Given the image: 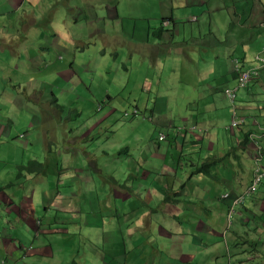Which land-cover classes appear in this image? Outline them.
I'll return each instance as SVG.
<instances>
[{
  "label": "crops",
  "instance_id": "0c3cea01",
  "mask_svg": "<svg viewBox=\"0 0 264 264\" xmlns=\"http://www.w3.org/2000/svg\"><path fill=\"white\" fill-rule=\"evenodd\" d=\"M122 1L126 12L139 8L134 17L120 16L117 5H101L105 16L98 18L127 30L126 39L118 37L116 30L108 33L102 28L100 41L104 47H126L128 56L138 59L139 65L154 67L152 75L147 74L140 83L151 93L142 104L149 110L150 120L153 111L159 114L154 120L157 137L162 134L161 140L168 145L153 152L155 147L131 149L118 142L117 159L132 157L129 163L133 165L122 166L123 174L119 170L117 178L98 180L102 194L89 191L75 207L64 205L66 200L77 199L70 196L71 190L56 194L50 208L61 204L57 215L44 214L35 199L39 191L28 194L22 183L26 176L22 172L15 176L12 157L17 154L0 151V264H264V191L245 196L228 216L230 199L240 195L252 179L258 149L264 165V67L244 88L242 104L237 105L243 109L244 122L238 128L225 129L228 121L210 114L217 109L224 86L234 82V57L246 67L258 65L257 55L264 57V0H151L152 14L141 8V0ZM90 3L92 0H0V49L6 54L18 51L14 55L18 59L17 42L30 38L34 48L23 56L37 63L35 66L47 65V60L61 67L69 60L74 63L67 51L56 49L54 41L45 43L47 29L52 30L51 37L61 38L60 45H80L71 42V24L66 26L67 33L60 34L51 20H45L46 15L70 8L91 11L85 6ZM140 15L146 20H138ZM163 18H169L168 23L163 24ZM13 20L18 32L5 38ZM90 21L87 17L84 26L92 25ZM26 23L36 24L37 31ZM163 35L164 50L160 42L152 40ZM238 50L242 53L237 54ZM4 65L10 74L11 66ZM65 82L70 84L69 75ZM6 84L19 85L20 81ZM99 105L94 102L92 108L98 111ZM109 114L83 123L79 136L86 138L98 127L104 128ZM11 122L8 112L0 113V141L12 142L15 137L11 136H19ZM40 122L25 119L30 129ZM152 138H145L144 143ZM85 148L75 145L62 152L50 150L49 156L58 158V165L45 158L42 169L51 166L60 171V177L74 167L78 176L73 181L87 177L88 183L93 170L72 166L75 158L86 153ZM156 156L160 157L157 163ZM201 166L207 171H199ZM225 193L229 195L223 198Z\"/></svg>",
  "mask_w": 264,
  "mask_h": 264
},
{
  "label": "rangeland",
  "instance_id": "374dc122",
  "mask_svg": "<svg viewBox=\"0 0 264 264\" xmlns=\"http://www.w3.org/2000/svg\"><path fill=\"white\" fill-rule=\"evenodd\" d=\"M141 1L144 3L141 8L148 9L150 14H152L151 0ZM119 2L121 6L120 4L118 5ZM101 5H117L118 13L124 17H129L130 15L134 17V13L139 10L138 8L137 11L132 12L130 10L126 12V3L122 0H114L112 3L108 0H92V3L85 4L86 7L91 8V11H84L83 8L81 10H72L70 8L61 10L59 13L49 12L46 15L45 20L53 21H50V24L52 27L57 26L58 29L56 31L60 34L67 33L66 26L71 24L70 32L73 36V41L71 42L80 43L78 46L74 44L60 45L57 42L61 38L57 36L51 37L52 30L47 31L45 29L47 37V39L45 38V43L54 41L53 45L56 49H60L63 52L67 51L69 57L75 60L74 63L69 60L65 67L53 64L49 60L46 61L47 65L41 63L35 66L37 63L33 64V60L25 59L24 53L28 55L30 50L34 48L31 45L30 38L17 42L19 53H21L18 59L14 56L18 51L6 54L3 49H0V113H3L4 110L9 113V118L13 124L12 127L17 128V135H19L11 136L12 138L15 137L12 142L10 140L7 142L0 141V151L17 154L12 157L14 172L16 171L15 176L21 172L23 173L22 175L26 176V182L23 180L22 183H25L28 194H35V192L39 191V197L36 196L35 199L40 203L44 214L48 211L47 213L57 215L56 211L61 204H56V206L50 208V203L53 201L55 203L56 194L71 190L73 195L70 194V196L77 199L70 202L66 200L64 205L66 207L69 205L75 207L79 198H85L89 191H93L95 196L102 194L98 189V180L108 181L112 178H117L119 177V170L121 175L123 174L122 166H132L133 163H129L130 159H133L132 157L129 159L124 157L117 159L119 150L116 149V144L118 142L124 143L121 144V147L128 146L131 149L137 147L142 150L155 147L156 149L153 152H157V148H166L168 145L165 140H161L164 137L161 136L162 134L157 137L154 120L159 118V114L153 111L152 119L150 120L149 110L145 109L142 104L145 99L149 98L151 93L141 88L140 83L147 74L149 76L152 75L154 67L145 68L139 65L138 59L134 61L128 56L129 53L126 47L111 45L104 47L100 41V37L104 35L103 32H100L102 28H105L108 33L116 30L117 36L123 39H126L128 32L125 29H120V27L117 29L116 24L112 20H106L103 23L99 19L105 16L104 9L99 8ZM200 15L205 16L204 13ZM87 17L90 18L93 24L84 26ZM144 18L145 16L143 15L138 16V20H146ZM26 26L33 32L37 31V26L34 23H26ZM16 27V23L13 20L12 30H9L11 33L6 34L4 37L7 38L12 33L17 34L18 31H15ZM153 38L152 40L161 43L159 46L164 50L166 46L165 36ZM177 38H180V36ZM241 53V50L237 51V54ZM34 55H37V51L34 52ZM235 59L234 57V67ZM237 59L238 63H240L239 58ZM4 64L11 66L10 74L6 72ZM68 75L69 85L65 82V77ZM231 78L234 82L227 84V87L224 86L225 88H233L237 85L236 74L232 75ZM18 79L20 81L19 85L10 86L6 84L7 82L18 81ZM250 83L236 89V106L242 104L241 99L246 94L243 92L244 88ZM168 94L169 92L165 95ZM220 94L226 96L223 91L219 93L217 109L213 114H210L221 118V121L226 123L230 120L231 107L228 104L227 97H222ZM108 96L109 99H107ZM138 99L140 102H136ZM150 99H153L152 96ZM94 102L95 104L97 102L100 103V110L96 111V108H92ZM242 111V108L238 109L237 107L238 115H241ZM105 113H110V117L106 120L104 128L102 126L98 127L94 133L86 138L79 136V128L83 123H89L94 117ZM35 118L41 120V122L33 129H30L25 124V119L30 122ZM25 129L28 134L22 135ZM150 136L153 138L147 144L144 143V139H148ZM75 145L80 147L83 145L87 146L85 148L87 150L86 153L82 157L78 156L75 158L76 162L72 166L83 165L86 169L93 170L90 173V182H85L87 177L81 179L78 183L74 182L72 177L78 176L74 172V167H70L65 173H61L60 177L58 176L60 171L53 170L51 166L48 169L45 168V170L41 169L39 172L31 167L29 171L28 167L34 159L44 162L46 158L49 164L58 165L55 162V160L58 162V158L52 160L49 156V151L52 150L53 153L62 152L65 147H74ZM160 150L162 151V149ZM89 154L91 156H87ZM159 158V156H156V163ZM45 165L46 162H44ZM98 168H100V171H98ZM6 171L7 169L3 171V176L6 175ZM132 174L134 178L135 173ZM126 177L127 174H125V179ZM35 183L38 184L37 187ZM263 187L262 183L258 184L257 191H264ZM63 195L69 196L68 193Z\"/></svg>",
  "mask_w": 264,
  "mask_h": 264
},
{
  "label": "built area",
  "instance_id": "2783aa9c",
  "mask_svg": "<svg viewBox=\"0 0 264 264\" xmlns=\"http://www.w3.org/2000/svg\"><path fill=\"white\" fill-rule=\"evenodd\" d=\"M235 72L237 73V85L233 88H226L225 89V93L231 103V118H230V124L229 127L232 129L234 126H237L239 123H241L243 121V118L241 116L238 115L237 111H236V107L234 104V100L236 97V89L238 87H244L246 86L248 83H250L253 78H255L259 72L256 69H245V70H239L238 69V61H235ZM163 137V135H161ZM262 160V156H261V152L258 149V155L255 157L254 159V164H253V176H252V180L251 183L249 184V186L246 188V190L241 193L240 195H237L235 198L232 199L231 201V205L229 207V211H228V216H230L234 209L233 206L235 204H238L240 202H242L245 198L246 195H250L252 193L255 192L257 185L264 179V165L262 163H260V161ZM223 198L227 197L228 194L225 193L222 195Z\"/></svg>",
  "mask_w": 264,
  "mask_h": 264
},
{
  "label": "trees",
  "instance_id": "16d2710c",
  "mask_svg": "<svg viewBox=\"0 0 264 264\" xmlns=\"http://www.w3.org/2000/svg\"><path fill=\"white\" fill-rule=\"evenodd\" d=\"M155 31H157L159 33L161 32L160 29H155ZM255 59L257 60L258 65L252 66V67H246L242 62H240L238 64V69L239 70H245V69H251L252 70V69H256L259 72V74L257 76H259L260 75L261 67H264V57L261 56V55H257ZM234 73L237 74L236 72H234ZM254 79L255 78H253V80ZM30 164L31 165H29V167H28L29 171L31 170V167H32V168H35V170L37 172H39V171H41L42 166H43L42 162H39V161H37L35 159L33 161H31ZM199 171L206 172L207 171V167L206 166H201V167H199ZM71 264H77V263L76 262H72Z\"/></svg>",
  "mask_w": 264,
  "mask_h": 264
},
{
  "label": "clouds",
  "instance_id": "9594fccd",
  "mask_svg": "<svg viewBox=\"0 0 264 264\" xmlns=\"http://www.w3.org/2000/svg\"><path fill=\"white\" fill-rule=\"evenodd\" d=\"M168 21H169V18H163L162 23H163V24H166V23H168ZM236 60L238 61L237 58L235 59V61H236ZM235 64H236V62H235ZM238 64H239V63H238ZM234 72H235V67H234ZM252 81H253V80H252ZM252 81H251V82H252ZM225 89H226V88H225ZM225 89H223L224 93H225ZM225 94H226V93H225ZM227 99H228V97H227ZM235 99H236V97H235ZM228 102H229L230 107H231V103H230L229 99H228ZM234 104H235V100H234ZM235 107H236V111H237V106L235 105ZM231 109H232V107H231ZM124 112H125V111H124ZM134 113H136V111H134ZM237 113H238V112H237ZM125 114H126V112H125ZM239 116H240V115H239ZM241 117H242V116H241ZM230 118H231V116H230ZM242 118H243V117H242ZM229 122H230V120H229ZM229 122H228L227 126L225 127V129L235 130V128H238V127L244 122V118H243V121H242L241 123H239L237 126H234L232 129L229 127V124H230ZM252 169H253V168H252ZM252 176H253V174H252ZM251 180H252V179H251ZM263 180H264V179H263ZM263 180H262V181H263ZM262 181H261V182H262ZM261 182H260V183H261ZM250 183H251V181H250ZM250 183H249V184H250ZM260 183H259V184H260ZM248 186H249V185H248ZM245 190H246V189H245ZM256 190H257V187H256ZM256 190H255V192H256ZM243 192H244V191H243ZM243 192H242V193H243ZM255 192H254V193H255ZM227 194H228V193H227ZM240 194H241V193H240ZM252 194H253V193H252ZM228 195H229V194H228ZM250 195H251V194H250ZM222 197H223V196H222ZM232 199H233V198H232ZM232 199H230V205H231V201H232ZM244 200H245V198H244ZM244 200H243L242 202L238 203V204H242V203L244 202ZM230 205H229V207H230ZM235 205H237V204H235ZM235 205L233 206V209H234ZM234 212H235V211H233V213H234ZM231 215H232V214H231ZM231 215H230L229 217H231Z\"/></svg>",
  "mask_w": 264,
  "mask_h": 264
},
{
  "label": "bare ground",
  "instance_id": "6f19581e",
  "mask_svg": "<svg viewBox=\"0 0 264 264\" xmlns=\"http://www.w3.org/2000/svg\"><path fill=\"white\" fill-rule=\"evenodd\" d=\"M147 20H148V19H147ZM160 21H161V20H160ZM149 25H151V24H149ZM161 25H162V24H161ZM161 25H160V26H161ZM261 26H262V25H261ZM156 27H157V26H156ZM155 29H157V28H155ZM261 51H262V49H261ZM227 208H228V207H227Z\"/></svg>",
  "mask_w": 264,
  "mask_h": 264
}]
</instances>
